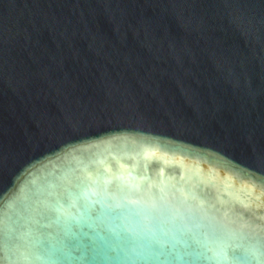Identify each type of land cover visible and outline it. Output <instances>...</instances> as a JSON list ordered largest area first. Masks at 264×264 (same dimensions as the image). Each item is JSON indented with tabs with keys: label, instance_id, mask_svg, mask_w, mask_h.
<instances>
[{
	"label": "water",
	"instance_id": "obj_1",
	"mask_svg": "<svg viewBox=\"0 0 264 264\" xmlns=\"http://www.w3.org/2000/svg\"><path fill=\"white\" fill-rule=\"evenodd\" d=\"M0 264H264V0H0Z\"/></svg>",
	"mask_w": 264,
	"mask_h": 264
}]
</instances>
